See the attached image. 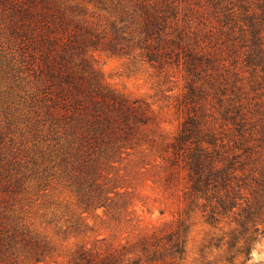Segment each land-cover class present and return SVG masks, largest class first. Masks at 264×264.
<instances>
[{
  "label": "rangeland",
  "instance_id": "1",
  "mask_svg": "<svg viewBox=\"0 0 264 264\" xmlns=\"http://www.w3.org/2000/svg\"><path fill=\"white\" fill-rule=\"evenodd\" d=\"M123 10L120 0H0V264H76L85 251L165 234L182 216L187 173H173L168 159L192 106L189 76L144 58L139 24ZM115 25L130 27L113 51ZM75 81L100 83L147 116L119 155L91 171L70 156L72 134L90 117ZM188 220L186 264H195L222 231L201 213ZM249 264H264V238Z\"/></svg>",
  "mask_w": 264,
  "mask_h": 264
},
{
  "label": "trees",
  "instance_id": "2",
  "mask_svg": "<svg viewBox=\"0 0 264 264\" xmlns=\"http://www.w3.org/2000/svg\"><path fill=\"white\" fill-rule=\"evenodd\" d=\"M120 6L130 25L139 24L142 56L162 68L183 65L189 76L192 106L168 159L173 173H187L185 208L165 234L133 247L85 251L76 264H186L188 218L197 213L222 233L206 241L195 264H249L264 238V0H120ZM129 27H113V51ZM81 82L68 83L83 95L84 102L75 101L90 117L83 134H72L70 156L91 171L97 159L121 153L136 124L148 122L137 101ZM205 250L219 253L211 259Z\"/></svg>",
  "mask_w": 264,
  "mask_h": 264
}]
</instances>
